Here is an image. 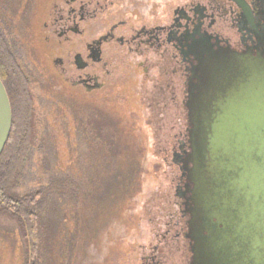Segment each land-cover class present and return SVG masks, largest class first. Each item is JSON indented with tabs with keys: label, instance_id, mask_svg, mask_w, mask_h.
<instances>
[{
	"label": "rangeland",
	"instance_id": "obj_1",
	"mask_svg": "<svg viewBox=\"0 0 264 264\" xmlns=\"http://www.w3.org/2000/svg\"><path fill=\"white\" fill-rule=\"evenodd\" d=\"M46 1L37 0V4L40 7ZM108 1L111 4L105 11L82 26L88 38L136 18L156 26L161 15L171 19L179 3L205 6L209 0ZM25 3L0 0V31L31 76L34 102L33 145L12 194L34 196L53 184H69L64 189L67 193L46 192L30 209L42 225L37 260L32 264H143L144 259L151 264L152 258L168 252L167 244L181 246L190 220L177 192L184 164L174 162L173 150L179 152L178 141L186 139L184 134L191 129L188 109L185 120L178 117L171 90L165 94L169 105H158L156 60L147 64L149 75L145 76L135 71L141 59L116 44L106 46L104 52L111 60L105 90L74 102L53 93L52 86L35 71L32 54L25 48L29 32L21 17ZM216 29L233 34L224 24ZM51 41L57 45L58 38ZM177 98L182 102L180 91ZM185 145L189 154V142ZM173 253L171 258L180 259L173 264H186L180 252ZM28 256L25 229L16 218L0 212V264H27Z\"/></svg>",
	"mask_w": 264,
	"mask_h": 264
},
{
	"label": "flooded vegetation",
	"instance_id": "obj_2",
	"mask_svg": "<svg viewBox=\"0 0 264 264\" xmlns=\"http://www.w3.org/2000/svg\"><path fill=\"white\" fill-rule=\"evenodd\" d=\"M161 2L165 3L164 0ZM241 2L244 7L232 0H209L205 6L182 2L175 6L171 19L161 15L159 25L154 26L153 21L149 22L150 25H145L136 18L130 22L120 21L114 24L97 38H88L86 29L82 26H87L97 17L98 12L105 11L111 4L108 0H47L40 7L37 0H26L21 14L29 27L25 48L30 50L31 64L40 78L52 86L53 93L64 96L69 102L105 90L107 78L111 75L107 70L111 60L104 56L106 46L116 44L120 48H126L131 56L141 59L135 64V71L141 70L145 76L149 75L147 64L155 59V67L160 77L154 88L157 104L167 107L169 102L165 94L167 90H171V103L175 105L177 112H180L178 117L184 119L190 100L191 82L197 83L195 78L191 80L193 70L198 67V61L191 52L195 44L204 40L215 46V50L222 48L251 57L264 51V46H261L264 44V0ZM16 15H19V11ZM223 24L232 29L231 36L216 29ZM121 29L124 34L119 35ZM0 35L29 82H32L31 76L21 66L6 36L1 31ZM54 36L58 38L57 45L51 41ZM40 39H43L42 43L39 42ZM74 39L81 40L76 44ZM149 54L155 57L149 58ZM178 91L182 93V102L177 98ZM190 131L191 129H188V135L184 134L186 139L178 141L179 152L173 149L177 163L184 164L183 154L187 155L189 152L185 150V141L189 142ZM182 169L185 173L178 182L177 192L185 201L184 214H190L187 231L184 230L183 233L185 239L180 243L181 246H178L179 243L174 244V247L167 244L168 252L161 258H152L151 264L178 263L180 259L171 258L174 256V250L183 256V263L195 264L193 248L196 243L190 228L192 206L188 201L191 196L188 191L193 185L188 179V168L185 164ZM185 178L189 183L184 184ZM143 264H150L149 260L144 259Z\"/></svg>",
	"mask_w": 264,
	"mask_h": 264
},
{
	"label": "water",
	"instance_id": "obj_3",
	"mask_svg": "<svg viewBox=\"0 0 264 264\" xmlns=\"http://www.w3.org/2000/svg\"><path fill=\"white\" fill-rule=\"evenodd\" d=\"M195 45L184 161L195 264H264V51L251 57ZM12 126L0 79V158Z\"/></svg>",
	"mask_w": 264,
	"mask_h": 264
},
{
	"label": "trees",
	"instance_id": "obj_4",
	"mask_svg": "<svg viewBox=\"0 0 264 264\" xmlns=\"http://www.w3.org/2000/svg\"><path fill=\"white\" fill-rule=\"evenodd\" d=\"M0 79L8 93L13 113L10 139L0 158V212L16 218L20 226L25 229L29 255L27 264H32L37 260L36 254H38V244L41 241L40 229L42 225L40 217L30 209L35 207L39 200H42L43 194L46 192L48 195L67 193L64 192V189L67 190L69 184H53L51 187L35 193L34 196L17 198L12 194V187L20 179L19 175L33 145L35 132L34 102L30 82L11 55L1 35ZM182 170L185 173V170Z\"/></svg>",
	"mask_w": 264,
	"mask_h": 264
},
{
	"label": "bare ground",
	"instance_id": "obj_5",
	"mask_svg": "<svg viewBox=\"0 0 264 264\" xmlns=\"http://www.w3.org/2000/svg\"><path fill=\"white\" fill-rule=\"evenodd\" d=\"M61 238V237H60Z\"/></svg>",
	"mask_w": 264,
	"mask_h": 264
}]
</instances>
